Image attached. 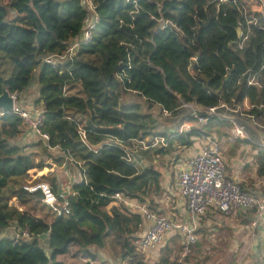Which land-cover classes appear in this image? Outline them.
I'll list each match as a JSON object with an SVG mask.
<instances>
[{
	"label": "trees",
	"instance_id": "16d2710c",
	"mask_svg": "<svg viewBox=\"0 0 264 264\" xmlns=\"http://www.w3.org/2000/svg\"><path fill=\"white\" fill-rule=\"evenodd\" d=\"M81 2L91 4L92 12ZM241 6L240 0H0V94L2 89L22 93L37 72L39 131L48 140H35L57 167L66 159L75 167L80 163L81 179L70 185L74 196L66 197L64 216H54L38 192L24 191L28 174L45 165L29 144L15 143L26 131L24 122L3 112L0 264H68L57 257L71 247L82 252L83 261L75 264H88L84 258L94 260L88 249H103L107 240L119 249L124 264H144L134 247L141 218L117 206L107 212L102 208L119 193L163 216L157 202L165 191L152 158L159 164L168 152L189 147L193 137L211 132L219 137L230 129L228 122L212 117L178 132L182 122L194 121L182 104L199 107L196 115L204 117L209 108L234 115L231 111L245 100L252 108L242 113L264 126V17L254 13L246 24L250 18H243ZM88 20L92 29L84 42ZM74 44L68 58L56 60ZM48 56L50 64L43 61ZM250 78L258 87L247 85ZM127 94L139 100L128 101ZM153 106L156 115L150 112ZM163 114L168 125L159 123ZM155 137L167 145L148 147ZM132 145L146 165L126 162L124 150ZM47 149L57 154L50 156ZM254 149L257 175L264 176V151ZM41 181L57 189L56 176L34 180ZM8 227L26 230L32 239L15 242L1 235ZM40 236L47 238L49 253L40 246ZM180 241L179 234L167 239L156 250L154 264H194L191 257L199 244L195 241L180 259Z\"/></svg>",
	"mask_w": 264,
	"mask_h": 264
},
{
	"label": "built area",
	"instance_id": "2783aa9c",
	"mask_svg": "<svg viewBox=\"0 0 264 264\" xmlns=\"http://www.w3.org/2000/svg\"><path fill=\"white\" fill-rule=\"evenodd\" d=\"M81 3H83L88 12H92L91 4ZM261 15L264 17V14ZM242 16L244 18L245 14L242 13ZM251 22L252 20H245L246 24ZM91 29V20H88L85 24L82 41L87 42L89 40ZM237 30L238 36L241 37L242 33L240 29L238 28ZM242 39H244V37H242ZM75 46L74 44L72 47H69L68 50L62 56H58L56 60L60 61L65 57L68 58L67 55L73 52ZM51 58V56L45 57L43 61L50 64ZM191 60L195 61V57H192ZM247 85H256L258 87L251 78L247 81ZM10 97L12 100V107L9 113L19 117L24 122L26 129L31 135L46 143L48 140L47 135L39 131V125L42 119V108L39 107L38 109H34L32 113H28L18 107L16 103L18 94H10ZM243 103H245L244 110L242 107H237L235 110H232L231 113L253 121L254 118L252 116L243 114L241 111H247L251 109L252 106L245 100ZM181 107L188 109L189 115L198 123H204L207 119L216 117L220 121H227L233 124V119L229 118L228 115L224 113L219 114L216 108L204 110L205 116L203 117L196 115L195 110L201 111L199 107H194L191 104H182ZM219 108L224 111H229L222 104ZM1 115H3V111H0V116ZM253 124L259 127V125ZM249 126L253 127V125ZM182 127L183 131L187 132L190 125L186 123ZM245 128H248V126H245ZM201 137V144L195 153L182 155L176 159L175 162L177 192L184 204L186 212L185 221H175L167 217L158 216L149 209L146 202H140L134 198H127L119 193L113 194L112 196V202L115 206L122 208L128 213L137 214L142 220V229L134 240V247L142 256L143 263L149 259V255L152 252H155L167 240L168 235L174 233L181 236V253L179 258L182 259L189 252L190 246L196 241L195 231L200 216L207 213H219L228 216L235 210H249L256 207V218L251 223L252 227H254L256 219L264 211V202L260 203L254 195L242 190L236 181L224 175L225 161L219 140L210 135L202 134ZM157 140L156 137L153 138L154 144ZM158 141L163 143V139H159ZM251 143L258 146V148H264V145L260 142L251 141ZM134 152H130L129 149L124 150L126 162L133 163ZM68 161L72 162L70 159H68ZM75 164L79 170L80 163ZM22 189L28 193L38 192L40 195V202L45 205L54 216L58 217L68 214V203L66 199L68 193H56L44 182L34 185L28 182L27 185L22 186ZM69 195L74 196V193H69ZM13 229L14 231L10 236L15 242L21 238L27 240L32 239L26 230L18 231L14 227ZM84 262L92 264L90 259Z\"/></svg>",
	"mask_w": 264,
	"mask_h": 264
},
{
	"label": "crops",
	"instance_id": "0c3cea01",
	"mask_svg": "<svg viewBox=\"0 0 264 264\" xmlns=\"http://www.w3.org/2000/svg\"><path fill=\"white\" fill-rule=\"evenodd\" d=\"M36 73V71L33 73V78L27 89L20 93L17 97L18 107L28 113H32L34 109H38L40 107L36 104L38 99V85L35 83ZM244 106L245 103H243L241 107L245 109ZM186 123L188 122H182V124L178 126V132H184L182 126ZM259 127L264 129V126L259 125ZM248 128L254 129L251 126H248ZM255 128L256 130L252 132L250 140L246 137H242L241 135L231 133L234 130H232V128L230 132L229 129L225 128L223 130V134L219 137L214 134V137H216L222 145L221 149L225 161L224 175L229 179L236 181L242 190L251 193L260 203H262L264 202V176L257 175V164L254 159L256 151L254 148H258V146L252 144L251 141L260 142V140H264V132H259L257 130V126H255ZM170 131L172 132V130ZM201 136L202 135L199 137H193V143L189 147H180L179 149L177 147L178 150L175 149L171 153L168 152L163 158V161L159 164L152 158L153 169L161 173L162 187L165 191L157 203L160 205L164 197L174 203L171 207H169V211L160 206L164 215L170 220H186L184 204L177 192V174L175 170L176 159L182 155L195 153L201 144ZM35 139L36 137L31 135L26 129L25 133H22L16 140V143L26 145L28 142H32ZM157 139L159 140L162 138L157 137ZM158 140L155 144L152 140V142L148 144V147L156 146V148L159 149L160 147H165L167 145L166 140H163V143ZM235 140H239L240 142L238 143ZM135 148L136 147L134 145L129 147L130 152L137 150ZM49 151L57 154V150L55 149H49ZM136 155L137 153L135 151L133 153V164L136 163ZM162 164L164 167L160 168L158 165ZM144 165L146 164L141 166ZM51 167L52 168L49 173H53L55 169L63 167L66 170L67 175L70 176V178L68 177V183L65 185L61 182V180L64 179L60 180L57 177L58 186L54 192H63L64 194L73 193V191L70 190V185L81 180L77 167H75L67 159L60 167H57L55 164L51 165ZM43 176L48 177V175ZM59 176L62 178L61 173ZM111 206H115V204L112 202L108 206L102 208V210L107 212ZM255 208L256 207L249 210H235L228 216H224L219 213H207L200 216L197 222L198 225L196 231L198 230V233H200L202 238L200 237V239H196L199 244V249L193 253L191 262L194 264H264V211L256 219L255 226L252 227L251 223L256 218L257 209L256 211H253ZM4 236L9 237L10 234L6 232ZM42 238L43 236L38 237L39 242ZM108 246H112V243ZM105 249L106 246L104 245L103 249L90 247L88 251L94 256V260L97 258V264H107V262L109 264H124L121 260L118 248L115 247V249H113V252L118 254L116 262H111L109 258L102 257V252H104ZM87 259L89 258H84V261ZM155 259L156 252H152L149 255V259H147L144 264H154ZM90 260L92 264H94V262L96 263V261L92 259Z\"/></svg>",
	"mask_w": 264,
	"mask_h": 264
},
{
	"label": "rangeland",
	"instance_id": "374dc122",
	"mask_svg": "<svg viewBox=\"0 0 264 264\" xmlns=\"http://www.w3.org/2000/svg\"><path fill=\"white\" fill-rule=\"evenodd\" d=\"M1 1H2V3H5L6 4L7 1H12V0H1ZM240 1H241V5H242L241 6V11H242V13L245 14L246 18H250L249 20H252V18L254 17V13L264 14V0H240ZM10 17H13V13L10 14ZM19 17H23V16H19ZM19 23L21 25H23V26H27L28 25L25 20H21V21H19ZM125 99L128 100V101H138L139 100L133 94H127L126 97H125ZM242 109L244 110L243 107H242ZM156 110H157V107L156 106H153L151 108L150 112H152V113H154V115H156L155 114L156 113ZM243 110H241V111L243 112ZM228 117L231 118V119H233V124L228 122L230 124L229 132L231 131V128H232V130L233 129L234 130L231 133H234V134H237V135H241L242 137H246L249 140H250V137H251L252 132H254L256 130V128H255L256 125H254L253 123H255L257 125H260L258 122H255L254 119H253V121L251 119H245L244 117L239 116L237 114H235V115H228ZM158 120H159V123L160 124H164V125H168L169 124L168 123L169 122V117L167 115H164L163 114L161 117L158 118ZM174 120H176V119H174ZM260 120H262V119H260ZM187 124L190 125V128H196V127L202 125L203 123H198L197 121L196 122L193 121V122H188ZM204 124H205V122H204ZM249 125H253V128L254 129H249V128H246L245 129V126L247 127ZM260 126H262V125H260ZM257 130L259 132H261V133L264 132V129H261L260 127H258ZM157 131L158 132H161L162 131V127L160 126L157 129ZM210 134H212L213 137L215 136L214 133H212V132ZM230 135H232V134H230ZM15 143H16V141H15ZM219 143H220V141H219ZM260 143L262 145H264V140H260ZM28 144H29V146H27L28 147V150L32 152V154L34 155V157H36L37 159H41L42 162L45 163L44 164L45 166L40 171H32V172H30L28 174L27 179L25 180L26 181V185H27L28 182H31V185H34L36 183H42V181L41 182H34V180L36 178H38L40 175H48V177H52V176L55 175L60 180L61 179H64V180H61V182L64 183V185L67 184L68 183V177L70 178V176L67 175V172H66V170L63 167L62 168L55 169V171L53 173H49L51 171L50 169L52 168L51 165H53L52 164V161H51V158H47V156L41 152V149H40V146L37 143V140H33L32 142H28ZM220 146H222V145L220 144ZM221 151H222V149H221ZM47 152H48V154L50 156H52V155L55 154V152H50L49 149L47 150ZM222 155H223V152H222ZM223 158H224V155H223ZM136 164H138L137 166H141V164H142V162L140 161V158L138 157V155H136ZM60 166H58V167H60ZM158 166L160 168H163L164 167L163 164L162 165H158ZM60 173L62 175V178H60V176H59ZM44 183H46V182H44ZM173 204H174L173 202L167 200L166 197H164L162 199V202H161L160 206L162 208H164L165 210H168L169 207H171ZM35 214L37 216H41V215H39L36 212H35ZM163 217H166V216L163 215ZM13 231H14L13 227H8V228H6V229H4L2 231V234L1 235L6 234V232L11 235L13 233ZM175 234L176 233H174L173 235H170V236L168 235V240L170 238H172ZM195 234H196V239L197 240L200 239V237L202 238V236H200V233H198V231H195ZM197 240H196V243H197ZM108 245H110V241L109 240H107V242L105 244L106 249H105L104 252H102V257L103 258H109V260L111 262H116V259L118 258V256H117L118 254H115L113 252V249H115V247L113 245L112 246H108ZM40 246L45 250V247L47 246V239H46L45 236H43V238L41 239ZM45 251H46V253H49L48 250H45ZM155 252L157 253V251H155ZM81 253H77V247H71L68 250L67 254H65L64 256L57 257V260H60V261H63L64 260L68 264H75V263L78 262V260L82 262L83 260H82V257H81L82 256ZM94 261H96V263L94 262V264H97L98 263L97 258ZM107 264H109V263L107 262Z\"/></svg>",
	"mask_w": 264,
	"mask_h": 264
},
{
	"label": "water",
	"instance_id": "95a60500",
	"mask_svg": "<svg viewBox=\"0 0 264 264\" xmlns=\"http://www.w3.org/2000/svg\"><path fill=\"white\" fill-rule=\"evenodd\" d=\"M236 33L238 34V30H236ZM11 107H12L11 97L9 96V93L5 89H2L0 94V111L9 112L11 110ZM45 250H48L47 246L45 247Z\"/></svg>",
	"mask_w": 264,
	"mask_h": 264
},
{
	"label": "clouds",
	"instance_id": "9594fccd",
	"mask_svg": "<svg viewBox=\"0 0 264 264\" xmlns=\"http://www.w3.org/2000/svg\"><path fill=\"white\" fill-rule=\"evenodd\" d=\"M19 95V94H18ZM9 96H10V93H9Z\"/></svg>",
	"mask_w": 264,
	"mask_h": 264
}]
</instances>
